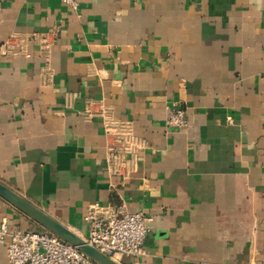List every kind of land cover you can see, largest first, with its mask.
<instances>
[{
    "label": "crops",
    "instance_id": "1",
    "mask_svg": "<svg viewBox=\"0 0 264 264\" xmlns=\"http://www.w3.org/2000/svg\"><path fill=\"white\" fill-rule=\"evenodd\" d=\"M78 3L0 0V182L83 238L93 204L145 213L120 264H264V0ZM112 122L146 142L128 176ZM0 221L47 231L1 196Z\"/></svg>",
    "mask_w": 264,
    "mask_h": 264
},
{
    "label": "built area",
    "instance_id": "2",
    "mask_svg": "<svg viewBox=\"0 0 264 264\" xmlns=\"http://www.w3.org/2000/svg\"><path fill=\"white\" fill-rule=\"evenodd\" d=\"M63 1L74 10L79 7L78 0ZM44 41L46 44L43 49L49 51L51 42L46 39ZM167 124L173 128L185 127V110L181 107L174 108L167 118ZM106 132L109 138L108 163L116 174L128 176L132 171L131 158L142 150L146 142L137 137L132 127L124 122L108 124ZM87 221L89 234L85 239L103 254L111 258L120 254L132 257L144 254L143 246L150 222L145 213L93 204L88 208ZM0 242L6 245L10 264H98L77 247L48 230L10 231L7 223L0 221Z\"/></svg>",
    "mask_w": 264,
    "mask_h": 264
},
{
    "label": "water",
    "instance_id": "3",
    "mask_svg": "<svg viewBox=\"0 0 264 264\" xmlns=\"http://www.w3.org/2000/svg\"><path fill=\"white\" fill-rule=\"evenodd\" d=\"M0 196L13 204L23 213L27 214L46 230L56 234L66 242L77 247L81 252L90 257L98 264H120L115 259L103 254L98 249L90 245L85 238L79 236L67 226L60 223L55 218L48 215L43 210L36 207L30 201L26 200L20 194L0 182Z\"/></svg>",
    "mask_w": 264,
    "mask_h": 264
}]
</instances>
